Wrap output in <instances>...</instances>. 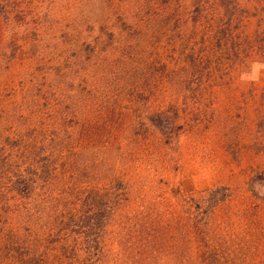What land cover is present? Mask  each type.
<instances>
[{"label":"rangeland","instance_id":"1","mask_svg":"<svg viewBox=\"0 0 264 264\" xmlns=\"http://www.w3.org/2000/svg\"><path fill=\"white\" fill-rule=\"evenodd\" d=\"M263 38L264 0H0V264H264Z\"/></svg>","mask_w":264,"mask_h":264},{"label":"trees","instance_id":"2","mask_svg":"<svg viewBox=\"0 0 264 264\" xmlns=\"http://www.w3.org/2000/svg\"><path fill=\"white\" fill-rule=\"evenodd\" d=\"M260 49H263V51H264V38L261 41ZM29 188H30V186L28 188H23L22 190H24V192L26 190V193H27L29 191ZM109 195H111V194L109 192H107L106 193V201H108V202H110ZM210 197H211V203L215 202L214 204L217 205V203L221 202L225 197L224 190L223 189H217L211 193ZM103 210H104L103 214H105L104 223L107 224V222L109 221V214H110L109 211L111 210V206H104ZM201 212H202L203 216H205V214L207 213V211H201ZM203 226L207 227L208 223L204 221ZM194 228H195L194 232H197V230L199 229V227L197 228L196 226H194V227L191 226V229H194ZM188 240H189L188 237L183 236L184 242H186ZM194 241H196V238L190 239V242H194ZM66 250H68V249H66ZM65 258H67V256L65 254H62L60 257L57 258L58 263L59 264H65V263L68 264V262L66 260H64ZM101 261L102 260L98 257V252L94 253V251L88 250V251H84V256L77 254V256L75 257V260H74V262H76V263H74V264H100Z\"/></svg>","mask_w":264,"mask_h":264},{"label":"clouds","instance_id":"3","mask_svg":"<svg viewBox=\"0 0 264 264\" xmlns=\"http://www.w3.org/2000/svg\"><path fill=\"white\" fill-rule=\"evenodd\" d=\"M261 70H264V63H253L251 65V70L249 72H245L241 75V80L244 81H256L260 77Z\"/></svg>","mask_w":264,"mask_h":264}]
</instances>
